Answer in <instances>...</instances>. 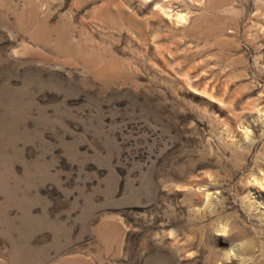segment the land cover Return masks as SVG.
<instances>
[{"label": "rangeland", "instance_id": "374dc122", "mask_svg": "<svg viewBox=\"0 0 264 264\" xmlns=\"http://www.w3.org/2000/svg\"><path fill=\"white\" fill-rule=\"evenodd\" d=\"M254 180L264 0H0V264H264Z\"/></svg>", "mask_w": 264, "mask_h": 264}, {"label": "bare ground", "instance_id": "6f19581e", "mask_svg": "<svg viewBox=\"0 0 264 264\" xmlns=\"http://www.w3.org/2000/svg\"><path fill=\"white\" fill-rule=\"evenodd\" d=\"M161 9V8H160ZM163 11V10H162ZM258 180H260V179H258ZM261 180H263V179H261ZM260 180V181H261ZM254 182H255V180H254ZM263 182V181H262ZM262 184V183H261ZM260 184V182L258 181V182H255V187L257 188V190L259 191V192H261L262 191V187L264 186V185H261ZM264 188V187H263ZM227 232V231H226Z\"/></svg>", "mask_w": 264, "mask_h": 264}]
</instances>
